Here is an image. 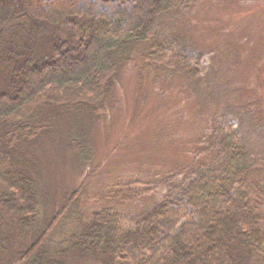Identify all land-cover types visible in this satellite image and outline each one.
<instances>
[{"label":"trees","instance_id":"1","mask_svg":"<svg viewBox=\"0 0 264 264\" xmlns=\"http://www.w3.org/2000/svg\"><path fill=\"white\" fill-rule=\"evenodd\" d=\"M58 1L0 0V264H264V162L234 132H214L209 162L133 228L139 192L92 189L101 161L86 171L120 73L133 52L162 62L160 22L182 0L61 15ZM179 201L192 214L171 211Z\"/></svg>","mask_w":264,"mask_h":264},{"label":"rangeland","instance_id":"2","mask_svg":"<svg viewBox=\"0 0 264 264\" xmlns=\"http://www.w3.org/2000/svg\"><path fill=\"white\" fill-rule=\"evenodd\" d=\"M133 1L60 0L47 9L61 15L92 5L110 12L129 9ZM180 4L160 22L162 62L145 64L133 52L135 60L124 66L107 113L91 132L86 171L101 161L105 173L92 189L110 184L113 191L139 192L128 204L133 213L123 216L128 228L143 208L170 201L165 195L183 175L196 177L197 164L209 162L214 132H234L264 162V0ZM175 55L186 62L179 65ZM131 181L138 182L132 187ZM178 203L171 211L192 214L185 201Z\"/></svg>","mask_w":264,"mask_h":264}]
</instances>
